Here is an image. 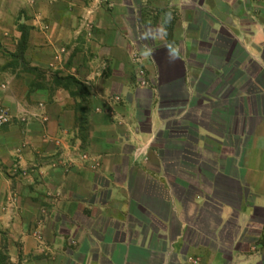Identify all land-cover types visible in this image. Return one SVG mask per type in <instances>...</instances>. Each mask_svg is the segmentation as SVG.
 Returning a JSON list of instances; mask_svg holds the SVG:
<instances>
[{
	"label": "crops",
	"instance_id": "0c3cea01",
	"mask_svg": "<svg viewBox=\"0 0 264 264\" xmlns=\"http://www.w3.org/2000/svg\"><path fill=\"white\" fill-rule=\"evenodd\" d=\"M33 2L0 0V42L11 30L17 45L26 25L27 64L88 96L51 79L29 94L7 76L17 121L0 133V253L264 264V0Z\"/></svg>",
	"mask_w": 264,
	"mask_h": 264
},
{
	"label": "rangeland",
	"instance_id": "374dc122",
	"mask_svg": "<svg viewBox=\"0 0 264 264\" xmlns=\"http://www.w3.org/2000/svg\"><path fill=\"white\" fill-rule=\"evenodd\" d=\"M29 2L34 4L33 0H29ZM34 6H36V5H34ZM20 15H21V17H24V16L26 17V13L24 11H21ZM20 15H19V17H20ZM17 26H18L19 32L21 33V37H20V40H19L17 45L14 41L15 37H13V32H11V30L9 32H7V34L4 37V38L9 39L7 42V45H5V43L0 42V75L1 74L5 75L4 80L0 81V83H1L0 84V108H2V110L6 111L10 117L9 123L3 124V125L0 124V133L1 134H3L2 132H4V133L9 132L12 128V125H15V122L17 121L15 115L13 114V112L11 110V108L5 104L4 98L1 95V92L7 91L10 88L11 80L8 78L11 76V74L13 72H16V70H18L19 78H22L24 80V83L27 85L25 90H28L29 94H31V92H33V91L47 89L49 87V82H50L49 79H51L52 83L54 85H56V83L54 81V78L56 75L54 76V75H52V73H48L47 71H45L43 69L32 68L31 66H29V64H27L26 59H24V61L22 62V61L17 60L16 58H14L10 55V54H15L19 51L21 38H22L21 27L24 26L26 28L28 35L30 32L29 27H27L26 25H19V23H18ZM14 46H15V51H14L15 53H11L10 48H14ZM20 74H22L23 77H21ZM7 76H9V77H7ZM5 79H8V80H5ZM59 86H62V85H59ZM70 89L73 91H76V94H79L80 96H82L81 93L78 92V90L76 88L70 87ZM26 122H27V120H25L23 118L21 124H23V123L26 124ZM6 181L11 183V184L13 183V180L10 176L8 179H6ZM17 199H18V196H17L16 192L11 189L6 195L4 210L6 211L7 208H10L13 206V204L17 203ZM2 247H3V251H1V253H0V259H1V255H2V257H4V259H5V264H11L10 258L8 256V252L4 248V244ZM0 263H1V260H0Z\"/></svg>",
	"mask_w": 264,
	"mask_h": 264
},
{
	"label": "trees",
	"instance_id": "16d2710c",
	"mask_svg": "<svg viewBox=\"0 0 264 264\" xmlns=\"http://www.w3.org/2000/svg\"><path fill=\"white\" fill-rule=\"evenodd\" d=\"M22 29V38H21V43H20V47H19V51L15 54H11L12 57L16 58L17 60L20 61H24V55L25 52L27 50V43H28V33L26 31V28L24 26L21 27ZM54 81L56 83V85H62L63 87L66 88H70V87H74L78 90V92L81 93V98L83 99V102L86 101V98L88 96V90L87 88L78 80H76L73 77H59V76H55ZM84 116H82L83 118ZM85 131L84 128V118L82 119V123H81V134L83 135ZM1 264H5V259L4 257H2L1 255Z\"/></svg>",
	"mask_w": 264,
	"mask_h": 264
},
{
	"label": "built area",
	"instance_id": "2783aa9c",
	"mask_svg": "<svg viewBox=\"0 0 264 264\" xmlns=\"http://www.w3.org/2000/svg\"><path fill=\"white\" fill-rule=\"evenodd\" d=\"M142 85H146V83H143ZM10 122V117L8 115V113L4 110H2V108H0V124H7Z\"/></svg>",
	"mask_w": 264,
	"mask_h": 264
}]
</instances>
